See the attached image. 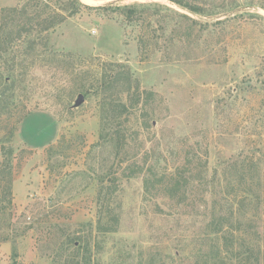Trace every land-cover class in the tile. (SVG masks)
I'll list each match as a JSON object with an SVG mask.
<instances>
[{"label":"rangeland","instance_id":"374dc122","mask_svg":"<svg viewBox=\"0 0 264 264\" xmlns=\"http://www.w3.org/2000/svg\"><path fill=\"white\" fill-rule=\"evenodd\" d=\"M79 1L0 0V264H264V0Z\"/></svg>","mask_w":264,"mask_h":264},{"label":"trees","instance_id":"16d2710c","mask_svg":"<svg viewBox=\"0 0 264 264\" xmlns=\"http://www.w3.org/2000/svg\"><path fill=\"white\" fill-rule=\"evenodd\" d=\"M79 1V0H76ZM172 2H174L175 4L183 7V8H187L189 11L194 12V13H204L205 8L201 5H198L197 0H170ZM80 2V1H79ZM80 4L84 7H88V8H104V6H90L88 4L82 3L80 2ZM29 7L30 9H28L29 7H24V9L20 10L18 7H13V8H8V9H4L3 13L5 12V14L8 12L9 14H13L14 16L17 13H20L22 16H25L28 18L31 17V19L34 18H38L41 17L44 14H47L48 16L52 13L48 11V9H51V0H29ZM125 8L130 11L132 10V8H130V6H125ZM264 8V7H263ZM19 9V10H18ZM222 21V20H219ZM25 23H27V21H24ZM27 25V24H26ZM57 24L52 21H46L45 23V27L41 30V31H48L52 28H54ZM34 25L31 27L32 30H28V32H32L34 29ZM28 114V113H27ZM4 150V147H3ZM11 166V164H9Z\"/></svg>","mask_w":264,"mask_h":264},{"label":"water","instance_id":"95a60500","mask_svg":"<svg viewBox=\"0 0 264 264\" xmlns=\"http://www.w3.org/2000/svg\"><path fill=\"white\" fill-rule=\"evenodd\" d=\"M84 101V95L83 94H80L75 105L78 106L80 105L82 102Z\"/></svg>","mask_w":264,"mask_h":264},{"label":"bare ground","instance_id":"6f19581e","mask_svg":"<svg viewBox=\"0 0 264 264\" xmlns=\"http://www.w3.org/2000/svg\"><path fill=\"white\" fill-rule=\"evenodd\" d=\"M84 1H89V2H91V1H94V0H84Z\"/></svg>","mask_w":264,"mask_h":264}]
</instances>
